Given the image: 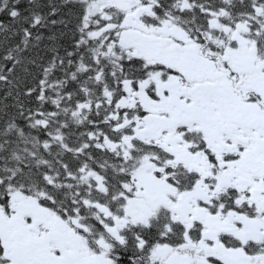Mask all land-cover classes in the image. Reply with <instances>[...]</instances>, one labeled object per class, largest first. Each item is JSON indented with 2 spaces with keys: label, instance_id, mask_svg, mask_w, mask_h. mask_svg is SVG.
Masks as SVG:
<instances>
[{
  "label": "snow or ice",
  "instance_id": "6c2138e0",
  "mask_svg": "<svg viewBox=\"0 0 264 264\" xmlns=\"http://www.w3.org/2000/svg\"><path fill=\"white\" fill-rule=\"evenodd\" d=\"M0 264H264V0H0Z\"/></svg>",
  "mask_w": 264,
  "mask_h": 264
}]
</instances>
